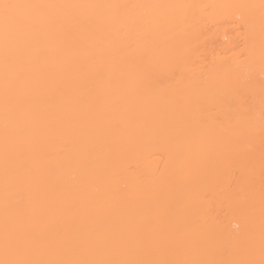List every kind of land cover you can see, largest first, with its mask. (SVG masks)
<instances>
[{
	"label": "bare ground",
	"instance_id": "bare-ground-1",
	"mask_svg": "<svg viewBox=\"0 0 264 264\" xmlns=\"http://www.w3.org/2000/svg\"><path fill=\"white\" fill-rule=\"evenodd\" d=\"M0 264H264V0H0Z\"/></svg>",
	"mask_w": 264,
	"mask_h": 264
},
{
	"label": "snow or ice",
	"instance_id": "snow-or-ice-1",
	"mask_svg": "<svg viewBox=\"0 0 264 264\" xmlns=\"http://www.w3.org/2000/svg\"><path fill=\"white\" fill-rule=\"evenodd\" d=\"M11 7H17V6H15V5H4L5 9L11 8Z\"/></svg>",
	"mask_w": 264,
	"mask_h": 264
}]
</instances>
